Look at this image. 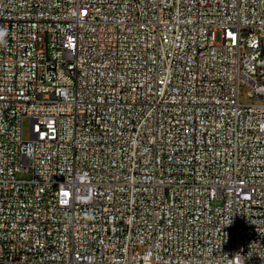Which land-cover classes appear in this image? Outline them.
<instances>
[{
    "label": "built area",
    "instance_id": "2783aa9c",
    "mask_svg": "<svg viewBox=\"0 0 264 264\" xmlns=\"http://www.w3.org/2000/svg\"><path fill=\"white\" fill-rule=\"evenodd\" d=\"M0 264H264V0H0Z\"/></svg>",
    "mask_w": 264,
    "mask_h": 264
},
{
    "label": "rangeland",
    "instance_id": "374dc122",
    "mask_svg": "<svg viewBox=\"0 0 264 264\" xmlns=\"http://www.w3.org/2000/svg\"><path fill=\"white\" fill-rule=\"evenodd\" d=\"M241 101L244 103V104H250L252 103V99L249 98L248 96H246L245 93L242 94L241 96ZM256 102H263L261 100H256ZM31 120L29 117H26L23 121V138L25 140H29L30 137H31Z\"/></svg>",
    "mask_w": 264,
    "mask_h": 264
}]
</instances>
